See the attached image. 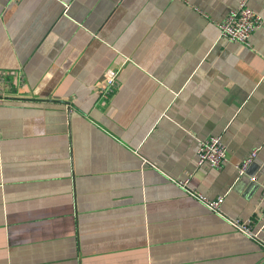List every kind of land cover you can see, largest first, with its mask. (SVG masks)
Wrapping results in <instances>:
<instances>
[{
	"label": "crops",
	"instance_id": "crops-1",
	"mask_svg": "<svg viewBox=\"0 0 264 264\" xmlns=\"http://www.w3.org/2000/svg\"><path fill=\"white\" fill-rule=\"evenodd\" d=\"M238 2L0 0V264L264 262V22L223 37Z\"/></svg>",
	"mask_w": 264,
	"mask_h": 264
},
{
	"label": "built area",
	"instance_id": "built-area-1",
	"mask_svg": "<svg viewBox=\"0 0 264 264\" xmlns=\"http://www.w3.org/2000/svg\"><path fill=\"white\" fill-rule=\"evenodd\" d=\"M264 19L251 5L250 0H239L238 4L232 7L226 16L217 21L220 33L223 37L241 42L244 44L250 43L252 33L263 25ZM120 67H111L106 70L103 82L100 85V95L107 99L111 97L119 86ZM3 102V97L0 96V103ZM258 149H253L247 157L238 165L240 175H244L249 164L257 157ZM228 158L227 146L222 140L221 135L215 134L201 141L198 147L197 164L205 163L214 167H222ZM190 174L177 180L178 184L184 188L189 194L196 197L199 201L205 204L211 210L223 214L221 205L224 196L219 195L215 198H209L204 193L192 188L189 185ZM260 199L264 203V187L260 192ZM232 222L245 233L250 236H255L250 225L247 222L232 220Z\"/></svg>",
	"mask_w": 264,
	"mask_h": 264
},
{
	"label": "water",
	"instance_id": "water-1",
	"mask_svg": "<svg viewBox=\"0 0 264 264\" xmlns=\"http://www.w3.org/2000/svg\"><path fill=\"white\" fill-rule=\"evenodd\" d=\"M261 264H264V262H263V263H261Z\"/></svg>",
	"mask_w": 264,
	"mask_h": 264
}]
</instances>
